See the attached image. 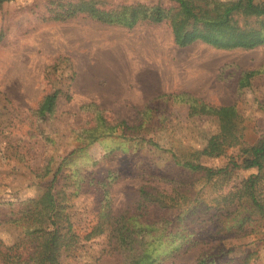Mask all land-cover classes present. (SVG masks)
I'll list each match as a JSON object with an SVG mask.
<instances>
[{
  "label": "rangeland",
  "instance_id": "rangeland-1",
  "mask_svg": "<svg viewBox=\"0 0 264 264\" xmlns=\"http://www.w3.org/2000/svg\"><path fill=\"white\" fill-rule=\"evenodd\" d=\"M81 1L106 10L124 3L170 5L167 0H10L0 5V250L30 242L24 229L8 219L21 201L40 196L57 174L55 184L71 193L69 210L80 235L75 251L62 257L64 264H124L125 254L107 232L87 238L104 206L102 181L115 177L109 186L114 213L132 212L143 184L188 191V213L167 229L159 264H198L206 253L215 260L209 264L246 259L245 264H264V219L245 221L220 201V195L258 171L239 169L223 186L207 183L174 167L171 152L149 142L179 153L201 149L218 131L220 119L195 110L196 101L197 107L202 102L235 105L243 141L260 144L264 45L221 49L196 40L180 46L169 20L127 27L87 12L55 18ZM245 73L250 84L240 88ZM54 90L60 91L54 108L39 116L40 103ZM238 150L200 161L221 167Z\"/></svg>",
  "mask_w": 264,
  "mask_h": 264
},
{
  "label": "trees",
  "instance_id": "trees-1",
  "mask_svg": "<svg viewBox=\"0 0 264 264\" xmlns=\"http://www.w3.org/2000/svg\"><path fill=\"white\" fill-rule=\"evenodd\" d=\"M7 1L10 0H0V5ZM167 1L169 6L138 2L120 4L109 10L101 9L91 1H81L70 3L64 13L55 18L87 12L100 21L127 27H133L140 21L159 23L169 20L175 42L180 46L196 40L221 49H251L264 45V0ZM249 84L250 74L245 73L239 87ZM59 92L54 90L44 97L36 111L39 116L54 108ZM196 104V101L192 104L195 110L220 119L218 131L206 139L201 149L179 153L163 148L154 140L149 142L161 150L170 151L174 167L200 175L207 183L223 186L229 183L237 170L256 169L258 172L242 179L238 188L220 195V201L229 204L233 208L232 213L244 216L245 221L255 217L264 219V179L261 177L264 172V138L258 145L243 141L244 127L235 105L214 106L202 102L197 107ZM99 119L100 124H104V118ZM92 136H89L90 142L93 141ZM234 147L239 148L238 154L229 157L224 166L214 168L200 161L203 156L226 155L228 149ZM60 170L61 167L58 168ZM152 174L156 175L158 171ZM109 176L112 177L111 174ZM115 179L106 183L102 181L104 206L87 238L107 232L114 247L125 254L124 264H159L165 254L161 246L167 229L171 228L173 221L185 219L188 213L189 207L185 206L188 191L174 187L168 192L143 184L138 189V199L132 212L114 213L110 208L109 186ZM57 180L58 176L54 174L51 185L40 196L21 201L17 213L8 219L24 229L30 242L23 247L5 246V252L0 250V260L4 264H64L62 257L72 254L77 248L80 235L69 210L71 193L58 188ZM181 249L182 244L176 245L170 254ZM210 256L208 253L201 255L198 264L214 263ZM246 262L247 259L240 264Z\"/></svg>",
  "mask_w": 264,
  "mask_h": 264
}]
</instances>
